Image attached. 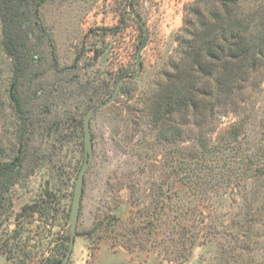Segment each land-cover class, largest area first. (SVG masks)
I'll return each instance as SVG.
<instances>
[{"label": "rangeland", "instance_id": "374dc122", "mask_svg": "<svg viewBox=\"0 0 264 264\" xmlns=\"http://www.w3.org/2000/svg\"><path fill=\"white\" fill-rule=\"evenodd\" d=\"M195 2L44 3L38 15L54 58L40 42L41 60L20 78L29 116L23 136L9 101L14 64L0 29V161L14 160L18 141L24 144L20 167L0 183V264L64 258L83 164L84 116L111 96L120 79L136 73L137 53L138 75L123 79L114 101L90 121L93 157L67 264H264V210L252 230L241 229L246 204L257 199L253 207L264 205V78L256 80L245 105L216 113L205 147L188 131L177 140L155 139L142 114V98L169 71ZM251 2L264 6V0ZM122 19L117 33L106 30ZM25 206L31 210L22 212Z\"/></svg>", "mask_w": 264, "mask_h": 264}, {"label": "trees", "instance_id": "16d2710c", "mask_svg": "<svg viewBox=\"0 0 264 264\" xmlns=\"http://www.w3.org/2000/svg\"><path fill=\"white\" fill-rule=\"evenodd\" d=\"M47 1L51 0H0L1 45L14 64L15 87L10 90L9 101L20 136L29 127L27 102L18 89L20 78L27 74L32 62L41 60L40 42L47 43L54 58L51 38L38 15ZM252 2L196 0L188 8L183 34L178 36V49L169 60V71L152 83L141 101L142 114L155 139L177 140L188 131L205 147L203 138L213 130L216 113H231L246 104L256 80L264 78V6ZM124 22L122 19L119 25L106 30L117 33ZM145 40L143 34L140 47ZM232 130L231 137L236 135L237 127ZM17 144L14 160L0 161V183L20 167L24 144L21 140ZM198 150H194L196 154ZM243 158L251 164L252 160L256 162L255 158ZM255 165L250 169L259 177L260 168ZM256 200L249 201L243 209L242 216L247 220L242 231L244 227L248 232L252 230L256 216H262L263 202L253 207ZM30 210L31 206H25L22 212ZM61 262L60 258H48L45 264Z\"/></svg>", "mask_w": 264, "mask_h": 264}, {"label": "water", "instance_id": "95a60500", "mask_svg": "<svg viewBox=\"0 0 264 264\" xmlns=\"http://www.w3.org/2000/svg\"><path fill=\"white\" fill-rule=\"evenodd\" d=\"M138 59H139V54L137 53L136 73L132 76H127V77L120 79L113 93L111 94V96L105 101L101 102L100 104L90 107L84 116V119H83V164L78 172L75 185H74L73 197H72L71 207H70V212H69V242H68L67 251L64 255V258L62 259L61 264H67L70 254L72 252L73 246H74L76 225H77V220H78V212L80 208L81 195H82L83 177L93 157L92 140H91V133H90V121L94 117L97 111L108 106L114 101L115 97L118 94V90H119L120 84L123 81V79H126V78L133 79L138 75V73L140 72V66H139Z\"/></svg>", "mask_w": 264, "mask_h": 264}]
</instances>
